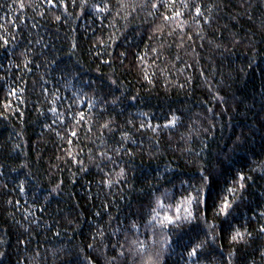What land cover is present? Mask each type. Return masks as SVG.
Listing matches in <instances>:
<instances>
[{
  "label": "trees",
  "instance_id": "trees-1",
  "mask_svg": "<svg viewBox=\"0 0 264 264\" xmlns=\"http://www.w3.org/2000/svg\"><path fill=\"white\" fill-rule=\"evenodd\" d=\"M25 2L40 6L0 0L10 41L0 47V264H144L149 253L133 259L128 249L144 240L162 250V230L155 245L146 230L156 196L181 201L192 185L206 203L172 229L162 264H191L199 243V264H264V0H187L203 8L195 19L178 2L183 31L162 32L159 11L120 10L119 0H88L83 14L66 0V15ZM105 2L109 13L90 10ZM78 110L86 123L73 139ZM173 116L176 127L164 128ZM225 201L230 214L217 215ZM237 229L246 242L231 241Z\"/></svg>",
  "mask_w": 264,
  "mask_h": 264
},
{
  "label": "snow or ice",
  "instance_id": "snow-or-ice-1",
  "mask_svg": "<svg viewBox=\"0 0 264 264\" xmlns=\"http://www.w3.org/2000/svg\"><path fill=\"white\" fill-rule=\"evenodd\" d=\"M179 2V5L182 9H191L194 8L195 16L193 19L197 17H204V11L201 5H190L187 0H143L142 3L137 4L135 0H119L120 4V10H126L127 8L131 7L134 11L136 7L140 8H147L150 9L148 12V15L155 16L156 13L159 11L160 16L163 19V23L161 25H157L155 31L156 32H162L165 27H171L172 31H175L176 28H179L181 31H183V28L186 24V21L182 19L184 17V11L177 9L176 5ZM40 3H45L48 9H56V8H63L65 15L67 14V9L69 7V4L66 2V0H40ZM12 4L16 5L21 11H24L26 8H33V11H35V7H39V4H36L35 7H33L32 3H26L25 0H12ZM71 4L73 7H79L81 9V14L84 13V9L89 7L88 0H80V3L77 4V0H71ZM161 9H167L168 12L171 14H166L164 11H160ZM94 13H104L107 14L111 11V6L109 3L105 2L102 5L101 4H92L91 9ZM120 10L117 11L116 15H120ZM208 11H211V8L208 9ZM41 15H44V13H41ZM124 19L127 20V15L124 16ZM56 21L61 20V16L57 15L55 17ZM204 23H210V19L205 18ZM2 27V26H0ZM13 27H15V21L13 22ZM7 31V30H5ZM169 35H171V32H169ZM151 38V37H150ZM181 39H183L181 37ZM12 40H15V36H12ZM9 39L7 38V35H0V47L7 49L9 45ZM75 47V45H73ZM120 55H126V53H121ZM140 59H143L141 57ZM31 63V61H25L24 67L27 68L28 65ZM110 63V61H108ZM151 83V81H149ZM113 83H115L113 81ZM12 95H15V92L11 93ZM94 106V102L90 101L87 107L92 108ZM6 107H10V105H6ZM52 111L55 113L56 109L53 108ZM211 111V109H209ZM79 119L76 120L75 124L72 125L71 130L68 132V135L73 139H78V131L76 130L77 126L81 125L82 123H86L85 120V113L83 111H79ZM75 119V117H73ZM178 117L173 116L172 119L168 124L163 125L164 128L169 127H176ZM131 123V121H129ZM111 122L105 123L103 125L104 128L109 129L111 131L110 127ZM147 127L148 129H153V125L151 123H148L145 125L144 123H141L140 128L144 129ZM160 125H156L155 128H160ZM155 130V129H153ZM89 133L92 131L91 127L87 130ZM59 135V133H57ZM63 139V137H62ZM73 139H68L67 143L72 144ZM116 151H120V149H116ZM100 156L103 159H106L108 161H112L113 157L109 156L107 152H101ZM77 163L80 165V170L87 172L88 169L84 167L83 161H77ZM102 170V169H101ZM0 175H3L2 172H0ZM117 180L112 181L110 180L108 182V186L110 187L112 183L118 182L119 179L124 178V169H121L119 173L116 174ZM206 179V177H205ZM240 181H244L245 177L243 174L239 177ZM243 183L241 184V187H243ZM20 188V191H24L23 184L18 185ZM59 185H57V188ZM55 191V190H54ZM187 191V195H184L182 197L181 201H177L175 199V195L172 193H169L168 191L164 190L160 192L159 195L156 196L154 201V206L150 209V215L151 218L148 219L146 230L150 232L151 236V243L155 245L157 243V228L161 229L162 234L164 236V240L162 242V250L160 251H150L149 252V245L145 243L144 240L139 241V248L135 249V252H133V248H129L128 251L133 253V259L136 258V253H138L140 256H144V254L147 252L148 257L144 261V264H162V255H163V248H168L172 241H171V235H172V229L180 227L182 223H191V221L195 218L193 209L194 207H198L201 203H206V201L201 196V188L196 187L195 185L191 186V190ZM9 204L12 203V201H8ZM18 203V202H17ZM231 207V202L225 201L223 205L219 208L217 211V215L224 214L225 216L229 215V208ZM259 216L264 218V211H261L259 213ZM214 227V226H212ZM131 228L133 231L138 232L139 229L137 227L136 221L133 220L131 224ZM259 232L264 233V225H261L259 228ZM57 235H59V232H57ZM247 235L250 237L251 233H247ZM96 237H93V240H95ZM125 239H127V236H125ZM231 241L233 243H244L245 241V233L241 232L239 229L235 231V233L231 236ZM19 243L24 244L27 246L28 241L21 239ZM133 245H135V241L132 242ZM91 247V245H90ZM113 248L116 247V245H112ZM120 248H124L123 244L119 245ZM190 251H188V259L191 262V264H199V258H200V252L203 250V243L196 244L195 246L189 245ZM232 255H235V253H232ZM261 256H264V251L260 253ZM117 256L120 258H126L124 251H118ZM4 253H0V259H3ZM115 259V257H114ZM119 264H123V260L119 261ZM228 264H231V259H229Z\"/></svg>",
  "mask_w": 264,
  "mask_h": 264
}]
</instances>
